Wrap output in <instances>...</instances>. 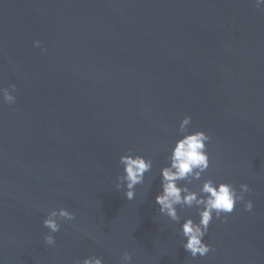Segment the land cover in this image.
Here are the masks:
<instances>
[{
  "label": "water",
  "instance_id": "obj_1",
  "mask_svg": "<svg viewBox=\"0 0 264 264\" xmlns=\"http://www.w3.org/2000/svg\"><path fill=\"white\" fill-rule=\"evenodd\" d=\"M39 41L41 48L33 47ZM0 264H264V4L255 0H0ZM211 137L204 178L251 189L213 220L205 257L158 213L181 119ZM129 149L152 160L132 201ZM199 181L189 187L199 186ZM66 209L55 246L48 211ZM196 222L195 209L177 208Z\"/></svg>",
  "mask_w": 264,
  "mask_h": 264
},
{
  "label": "clouds",
  "instance_id": "obj_2",
  "mask_svg": "<svg viewBox=\"0 0 264 264\" xmlns=\"http://www.w3.org/2000/svg\"><path fill=\"white\" fill-rule=\"evenodd\" d=\"M264 4V0H255L256 7ZM33 47L41 48L39 41L33 42ZM16 87H0V104L13 105L16 102ZM191 117L185 116L180 120L176 129L177 139L170 147L166 157L167 166L159 170V192L155 195L154 204L158 213L166 216L170 221L180 224L179 234L183 238L182 247L193 260L199 256L205 257L214 249L204 243L212 221L219 220L224 223L223 217L231 214L238 203H243V210L250 212L253 208L251 200H246V194L251 193L247 184H240L239 188L232 183L219 182L204 175L210 167L207 144L211 137L200 130L190 131ZM119 165L122 166V174L116 177L115 189L120 191L123 186V197L132 201L135 196V187L144 183V176L152 169V160L145 159L141 155L134 154L129 149L119 157ZM199 181V186L189 187ZM195 209L198 220L184 218L180 223L181 216L177 208ZM75 216L66 209H53L48 211L42 221V227L48 232L42 237L43 244L55 246L54 233L60 231L58 221H72ZM131 256L123 252L120 256V264H131ZM76 264H103L100 257L90 256Z\"/></svg>",
  "mask_w": 264,
  "mask_h": 264
}]
</instances>
